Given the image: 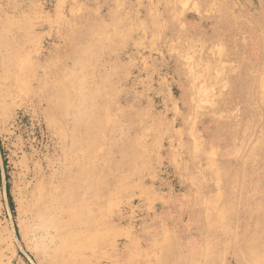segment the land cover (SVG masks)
<instances>
[{
  "label": "rangeland",
  "instance_id": "1",
  "mask_svg": "<svg viewBox=\"0 0 264 264\" xmlns=\"http://www.w3.org/2000/svg\"><path fill=\"white\" fill-rule=\"evenodd\" d=\"M11 1L0 264H42V183L93 264H264V0Z\"/></svg>",
  "mask_w": 264,
  "mask_h": 264
},
{
  "label": "bare ground",
  "instance_id": "2",
  "mask_svg": "<svg viewBox=\"0 0 264 264\" xmlns=\"http://www.w3.org/2000/svg\"><path fill=\"white\" fill-rule=\"evenodd\" d=\"M0 18L5 19V17H1V15ZM5 33V30L0 28V56L2 57L5 56L3 54V49L6 45L4 39ZM1 69L4 70L3 64ZM9 92L7 91V94ZM1 100L3 101L2 98ZM66 176L64 180L71 183L73 188L71 189L72 196L78 195L84 181L82 174H69V176ZM50 190L51 188L46 187L43 183L35 187L29 196L27 204L28 215H30L28 232L33 239V246L40 262L42 264H93L92 256L97 254L102 256L103 254L101 248H95V246L101 245L102 235H100L97 232L98 229H95L93 226L94 221L92 222L90 220L89 223L85 224V235L73 237L72 232L69 231V226L62 224L54 217L55 200ZM77 202L78 201L74 203L75 208H77L78 204H81V202ZM56 234H58L61 239L57 245H54V241H51L50 236H56Z\"/></svg>",
  "mask_w": 264,
  "mask_h": 264
},
{
  "label": "trees",
  "instance_id": "3",
  "mask_svg": "<svg viewBox=\"0 0 264 264\" xmlns=\"http://www.w3.org/2000/svg\"><path fill=\"white\" fill-rule=\"evenodd\" d=\"M9 200H10V196H8Z\"/></svg>",
  "mask_w": 264,
  "mask_h": 264
}]
</instances>
